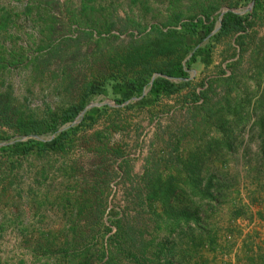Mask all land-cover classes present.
Masks as SVG:
<instances>
[{"label": "rangeland", "instance_id": "374dc122", "mask_svg": "<svg viewBox=\"0 0 264 264\" xmlns=\"http://www.w3.org/2000/svg\"><path fill=\"white\" fill-rule=\"evenodd\" d=\"M46 1L55 2L50 7L56 20L51 40L41 0L35 5L32 0H0V13L14 14L13 24L0 34L3 52L15 50L19 58L17 65L2 71L0 89L10 88L18 103L43 116L79 103L82 86L115 66L116 48H130L146 36V27L167 24L172 13L170 0H149L148 5L98 0L95 15L100 21L93 36L80 43L82 58L75 64L77 81L71 86L63 82L61 60L48 66L36 60H44L50 47L66 52L78 48L74 39L82 28L74 19L80 0ZM177 2L182 22L201 18L205 10L213 12L214 33L228 11L251 14L252 27L242 39L202 38L197 61L187 69V86L171 96L154 101L146 89L136 97L121 78L96 89L75 121L60 126L56 134L23 136L0 125V148L30 139L51 145L59 133L79 126L63 150L41 157L24 147L0 151V264H74L85 257L91 264H264V104L259 102L264 93V12L254 15L252 0ZM32 5L35 9L29 12ZM111 18L113 25L106 23ZM156 62L163 68L168 59ZM229 77L233 79L227 81ZM204 86L212 88L211 111L195 98ZM227 94L245 100L246 124L240 129L227 125L237 138L231 153L214 147L203 158L207 142L222 136L215 120ZM227 114L233 121V112ZM205 117L209 121L204 125ZM196 160L202 177L216 176L222 185L216 201L193 200L204 221L203 246L188 227L169 226L163 204L148 202L144 180L158 174L178 177L171 204L192 208L190 194L181 189L186 188L185 166Z\"/></svg>", "mask_w": 264, "mask_h": 264}, {"label": "trees", "instance_id": "16d2710c", "mask_svg": "<svg viewBox=\"0 0 264 264\" xmlns=\"http://www.w3.org/2000/svg\"><path fill=\"white\" fill-rule=\"evenodd\" d=\"M35 5V0H32ZM142 2L148 5L149 0H133V2ZM254 2V15L260 11L264 12V0H252ZM98 0H80L79 14L74 19L76 23L82 28L80 35L74 39L75 45L70 52H66L61 48H49L48 55L44 60L38 58L36 61L44 66H48L56 59L63 63L62 71L64 73V81L69 85L74 86L76 83V62L82 58L80 43L82 40L89 39L93 36V29H96L97 23L100 19L96 18L95 12L98 11ZM46 7L43 8L44 14L49 18V25L47 30L49 34L47 40H51L56 31V20L51 15V8L55 2H43ZM52 3V4H51ZM169 22L167 24L156 25L153 27H146L142 30L146 31V36L142 37L139 42L131 44L130 48H116L114 50L115 66L111 70H101L98 72L100 80L89 82L82 86L80 91L79 103L72 105L68 109L50 112L47 116L36 114L29 110L24 104L18 103L10 88L4 91L0 89V125L9 127L15 133L23 136L30 135H44L56 134L60 126L72 123L77 116L86 108L89 100L98 93L96 89L106 87L111 81L117 79H126L130 85L132 94L136 97H142L145 90L149 89L148 95L154 100L158 101L163 96H171L178 93L181 89L187 86L189 73L187 71L191 64L197 61V55L201 48H197L202 38L209 37L210 40H217L221 37H228L231 35H238V39L246 36L252 27L251 14L245 16L228 11L224 13L220 19V28L214 33L216 29V18L213 12L204 11L201 18H191L187 22H182V14L179 13L177 0H170ZM34 5L29 7V12L35 9ZM51 7V8H50ZM40 9V8H39ZM14 14L11 11H3L0 13V34L6 32L8 27L13 24ZM110 25L114 24L113 19H108L106 22ZM138 29H140L139 22H136ZM87 28L91 31H87ZM108 29H110L108 27ZM166 30V31H165ZM142 32V31H141ZM3 39L0 35V87L3 84L2 71L8 69L10 66H15L19 62L17 53L5 54ZM9 55V57H7ZM188 55L190 59L184 64V60ZM161 57L167 58L168 62L164 63L163 68L157 64V60ZM68 63H67V62ZM70 61V62H69ZM161 67V68H160ZM158 72L159 77L153 79V74ZM179 79V83L172 82L171 79ZM233 77H229L227 81H231ZM97 81V82H96ZM97 83V84H96ZM195 94L196 101H201L205 109H209V94L212 92L211 87H206ZM264 104V93L259 100ZM119 103H123L119 100ZM245 100L237 96L232 98L230 95L224 97V102L220 108L219 116L215 120V125L222 129V136L219 140H212L207 142L204 157L207 158L214 151H227L231 153L233 143L237 139L233 129L227 130V125L232 124L240 129L246 124V118L243 116ZM211 111V110H210ZM233 112V121H230L228 112ZM209 121L208 117L204 118V125ZM264 116L261 118L260 124L264 123ZM79 130V126L70 127L58 134L51 145L43 141L30 139L27 142H17L13 145H7L0 148L2 153L12 152L16 148L24 147L23 149H30L32 152L41 157L47 152L59 151L65 148V145L71 136ZM1 139V138H0ZM195 160V159H194ZM187 172L184 183L186 188L181 189V193H189L190 200L193 205L192 208H181L176 204L172 205L176 199L179 190L178 177L174 175L158 174L154 178H145L147 200L151 204L153 200H159L163 204L165 213L169 216V226L174 230H181L188 227V233L193 235L194 240H198L199 246L205 245L206 238L203 233L204 221L195 208V198L201 201L208 200L216 201L221 193V182L216 176L208 178L201 175V164L199 160L190 162L185 166ZM179 198V196H178ZM121 227L118 228L119 232ZM111 232L112 229H109ZM116 232V233H117ZM185 232V231H184ZM197 232V236L195 233ZM115 233V234H116ZM186 233V232H185ZM68 253V250L66 251ZM107 257V253L103 252V258ZM74 264H91V260L86 258L75 262ZM165 264H175L173 260H167Z\"/></svg>", "mask_w": 264, "mask_h": 264}, {"label": "water", "instance_id": "95a60500", "mask_svg": "<svg viewBox=\"0 0 264 264\" xmlns=\"http://www.w3.org/2000/svg\"><path fill=\"white\" fill-rule=\"evenodd\" d=\"M154 79V78H153Z\"/></svg>", "mask_w": 264, "mask_h": 264}]
</instances>
